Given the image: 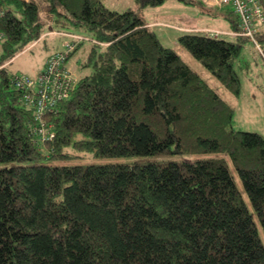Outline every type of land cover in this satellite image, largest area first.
<instances>
[{
	"label": "trees",
	"instance_id": "16d2710c",
	"mask_svg": "<svg viewBox=\"0 0 264 264\" xmlns=\"http://www.w3.org/2000/svg\"><path fill=\"white\" fill-rule=\"evenodd\" d=\"M43 4L91 46L72 94L39 120L8 65L44 34ZM0 9V163H12L0 166V264H264V136L234 127V106L142 13L103 0H0ZM230 13L220 15L238 29ZM179 42L240 94L241 41L186 31ZM74 151L154 159L55 163Z\"/></svg>",
	"mask_w": 264,
	"mask_h": 264
},
{
	"label": "rangeland",
	"instance_id": "374dc122",
	"mask_svg": "<svg viewBox=\"0 0 264 264\" xmlns=\"http://www.w3.org/2000/svg\"><path fill=\"white\" fill-rule=\"evenodd\" d=\"M104 4L111 10L119 12L126 11L128 9L133 11L140 10L139 0H103ZM48 7L46 4L42 6V19L45 21L46 27L41 39L34 44L23 50L15 58L10 60L8 65L10 74L19 75H31L35 76L39 73L40 69L44 68L46 58L55 51L65 50V42L67 37L57 33L59 31H65L68 29L60 28L56 24L52 16L47 12ZM56 30V33H48V31ZM74 29L70 30L73 32ZM74 34L78 33L73 32ZM79 34V33H78ZM160 39V38H159ZM161 42L167 46L169 42L164 39H160ZM242 42V50L239 57L235 61V68L241 80L240 94H232L221 81L205 69L200 62H198L181 44L179 46L170 45L178 52V54L186 60L189 65L199 72L213 87L214 89L227 101H229L235 108L234 112V127L238 130L255 131L264 136V40L262 37L259 39L261 50L255 49L254 43L245 38L237 39ZM91 46V40H85L79 44L72 57L77 61V66H73L76 72L83 73V69L80 68V59L85 58L89 48ZM263 51V52H262ZM71 61V59H70ZM8 62V63H9ZM68 64H70L68 62ZM41 69V70H42ZM90 71L85 69L84 72ZM85 72V73H86ZM78 156H73L68 159L57 160L55 163L60 164H91V163H110V162H147L153 160L152 156H132V157H100L96 156L92 151L80 152ZM174 158V155L166 157ZM12 163H0V166L11 165ZM237 184L242 188V183L239 178H236ZM256 221L259 226L260 237L264 243V230L260 224L258 218Z\"/></svg>",
	"mask_w": 264,
	"mask_h": 264
},
{
	"label": "built area",
	"instance_id": "2783aa9c",
	"mask_svg": "<svg viewBox=\"0 0 264 264\" xmlns=\"http://www.w3.org/2000/svg\"><path fill=\"white\" fill-rule=\"evenodd\" d=\"M221 4L231 5L237 16L238 29L236 35L251 40L255 47L261 50L259 34L264 25V6L262 0H220ZM2 13L0 9V14ZM56 32V31H55ZM68 38L65 42V50L51 53L45 62L44 68L35 76L14 74L13 83L23 90V99L36 109L37 117L53 109L60 100L68 98L76 87L78 77L72 65L68 64L70 55L75 51L81 40L89 39L81 33H73L70 30L59 31ZM219 31L216 32L218 34ZM215 36V33H212ZM5 34L0 29V42ZM40 132L43 134L48 129L41 122Z\"/></svg>",
	"mask_w": 264,
	"mask_h": 264
},
{
	"label": "crops",
	"instance_id": "0c3cea01",
	"mask_svg": "<svg viewBox=\"0 0 264 264\" xmlns=\"http://www.w3.org/2000/svg\"><path fill=\"white\" fill-rule=\"evenodd\" d=\"M199 1L205 6V13H203L199 6L192 3L187 4L180 0H166L160 5L149 6L146 8L140 6L141 8L139 12L142 13L147 25L150 26L157 36L160 39H164L169 42L167 46H179V36L186 31L206 32L210 35L215 33V36L231 41H237V39L241 38L236 35L237 29L234 28L229 18L225 15H220V13L228 14V12H231L230 15L237 20V16L235 15L231 5L221 4L220 0ZM262 3L264 6V0H262ZM210 10L216 11L218 15H211L209 12ZM261 28L260 33L264 40V25ZM55 31L56 30H51L45 34L56 33ZM76 31L80 33L79 30H73V32ZM217 31H219L218 34H216ZM242 38L248 39L246 37ZM254 50H257L256 47ZM262 55L264 56V52ZM70 59V65L76 67L78 60H74L72 56ZM83 59L84 58L80 59V63Z\"/></svg>",
	"mask_w": 264,
	"mask_h": 264
}]
</instances>
